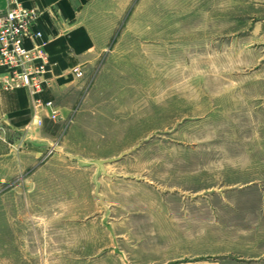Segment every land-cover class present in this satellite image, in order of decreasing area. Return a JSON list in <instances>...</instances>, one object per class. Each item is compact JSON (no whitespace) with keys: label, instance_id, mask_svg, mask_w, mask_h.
I'll return each instance as SVG.
<instances>
[{"label":"rangeland","instance_id":"1","mask_svg":"<svg viewBox=\"0 0 264 264\" xmlns=\"http://www.w3.org/2000/svg\"><path fill=\"white\" fill-rule=\"evenodd\" d=\"M88 18L104 49L57 148L0 179V264H264V0Z\"/></svg>","mask_w":264,"mask_h":264},{"label":"crops","instance_id":"2","mask_svg":"<svg viewBox=\"0 0 264 264\" xmlns=\"http://www.w3.org/2000/svg\"><path fill=\"white\" fill-rule=\"evenodd\" d=\"M19 1L38 12L37 26L47 42L50 59L39 98L52 102L57 117L50 119L49 109L34 113L26 89L6 90L0 85V133L7 139L6 145L0 141V179L4 175L11 177L20 165L30 170V165L38 164L48 148H57L63 125L73 115L78 95L83 91L86 68L94 62L95 53L104 49L93 38L95 33L88 23V10L101 0ZM6 6V0H0V11ZM74 68H80L83 77H76ZM2 72L0 67V75ZM178 264L218 263L203 260Z\"/></svg>","mask_w":264,"mask_h":264},{"label":"built area","instance_id":"3","mask_svg":"<svg viewBox=\"0 0 264 264\" xmlns=\"http://www.w3.org/2000/svg\"><path fill=\"white\" fill-rule=\"evenodd\" d=\"M6 2V8L0 11V67L3 69L0 85L6 90L26 89L32 99L34 113L49 109V118L55 120L57 112L52 102H43L39 98L50 59L47 42L37 26L38 12L24 7L19 0ZM72 72L76 77L82 76L78 68ZM38 124H41L40 119Z\"/></svg>","mask_w":264,"mask_h":264}]
</instances>
